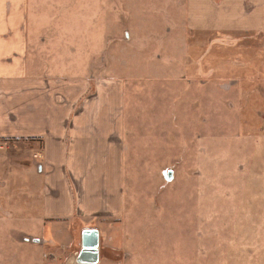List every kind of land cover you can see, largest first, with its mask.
<instances>
[{
    "label": "rangeland",
    "instance_id": "1",
    "mask_svg": "<svg viewBox=\"0 0 264 264\" xmlns=\"http://www.w3.org/2000/svg\"><path fill=\"white\" fill-rule=\"evenodd\" d=\"M65 1L73 22L83 18V63H109L103 75L127 82L126 213L108 230L122 244L115 264H264V18L198 32L193 0ZM4 181L0 264H62L56 236Z\"/></svg>",
    "mask_w": 264,
    "mask_h": 264
},
{
    "label": "crops",
    "instance_id": "2",
    "mask_svg": "<svg viewBox=\"0 0 264 264\" xmlns=\"http://www.w3.org/2000/svg\"><path fill=\"white\" fill-rule=\"evenodd\" d=\"M228 1L190 2V29L262 27L263 7ZM72 10L65 0H0V181L56 236L57 263L78 264L87 242L97 264H115L122 244L108 230L126 213L127 82L103 75L109 63H83V18L73 22Z\"/></svg>",
    "mask_w": 264,
    "mask_h": 264
},
{
    "label": "water",
    "instance_id": "3",
    "mask_svg": "<svg viewBox=\"0 0 264 264\" xmlns=\"http://www.w3.org/2000/svg\"><path fill=\"white\" fill-rule=\"evenodd\" d=\"M172 173H169L168 178L171 179ZM99 262V251L97 245L91 246L85 242L83 250L78 256V264H97Z\"/></svg>",
    "mask_w": 264,
    "mask_h": 264
},
{
    "label": "built area",
    "instance_id": "4",
    "mask_svg": "<svg viewBox=\"0 0 264 264\" xmlns=\"http://www.w3.org/2000/svg\"><path fill=\"white\" fill-rule=\"evenodd\" d=\"M3 149H5L4 146L0 145V150H3Z\"/></svg>",
    "mask_w": 264,
    "mask_h": 264
}]
</instances>
